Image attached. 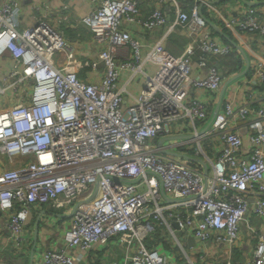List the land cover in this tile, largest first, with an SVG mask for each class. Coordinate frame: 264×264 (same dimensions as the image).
<instances>
[{
    "label": "built area",
    "instance_id": "built-area-1",
    "mask_svg": "<svg viewBox=\"0 0 264 264\" xmlns=\"http://www.w3.org/2000/svg\"><path fill=\"white\" fill-rule=\"evenodd\" d=\"M21 1L0 0V57L12 60L0 80V155L22 158L0 171L12 247L25 251L27 217L46 205L68 214L69 228L61 246H36L32 264H76L118 246L120 264H212L213 253L223 264H264V230L248 222L252 193L264 218V9L248 4L259 0H235L236 18L211 0H160L148 15L139 0H90L80 21L98 45L91 68L104 64L97 82L79 75L81 60L46 5L20 26ZM204 7L255 36L258 59L251 63L242 45L226 40ZM126 25L164 32L147 44ZM177 31L188 41L174 54L166 42ZM217 58L242 63L232 61L234 71L247 59L240 74L249 72L252 88L241 99H223L237 75ZM137 79L144 85L135 94L129 84ZM238 120L247 122L249 155ZM244 222L257 243L242 262L233 251Z\"/></svg>",
    "mask_w": 264,
    "mask_h": 264
},
{
    "label": "crops",
    "instance_id": "crops-1",
    "mask_svg": "<svg viewBox=\"0 0 264 264\" xmlns=\"http://www.w3.org/2000/svg\"><path fill=\"white\" fill-rule=\"evenodd\" d=\"M141 12L144 15H148L150 11L158 4L160 0H139ZM187 4H191L190 0H179ZM220 10L228 13L230 17L238 16V9L235 4V0H211ZM43 3L48 7L49 17L48 19L52 24H54L59 29L63 30L66 33L68 38V44L74 48L78 57L81 60V68L79 75L82 78H85L89 81H99L102 77L104 71L103 62L99 61L96 69L91 68V62L98 59V45L96 39L92 32L81 23L80 19L83 16H86L92 10V3L90 0H22V13L20 15L21 27L31 25L35 20L37 15L36 5ZM251 5L257 9H264V0H259L257 2L249 1ZM163 9L167 14V17L171 20L174 18V9L168 3H163ZM203 13L210 16L212 23L219 25L221 35L228 41L242 45L245 48L247 58L250 62H254L258 59L259 56V47L258 41L255 36H245L240 35L235 30L229 29L224 26L223 21L219 18L217 13L212 12L208 7L203 8ZM212 13V14H211ZM66 15V19H63L62 16ZM132 32V34L138 38L141 42H146L147 44H152L158 37L164 32L160 30L154 34L146 33L143 28L137 25H126ZM223 28V29H222ZM215 33H217L215 31ZM179 39H184V42L181 44L184 45L188 41V38L182 31L174 32L169 36L166 45L168 48L173 50L180 48L178 45ZM183 47V49H184ZM175 48V49H174ZM182 49V50H183ZM143 53L146 52V48L142 50ZM220 66H225L229 72L233 71L234 75H237L233 81H230V85H227L226 90L223 92V99L233 98L235 94L238 99H241L244 94L245 89H251L252 86L245 82L244 78H248L249 72L244 71L242 75L240 74L245 70L247 65V59L243 63L241 70L231 68V63L234 61L235 66H241L238 60H227V59H218L217 60ZM12 63V60L3 56L0 57V80L6 70ZM146 68L149 72H154L156 70V65L153 63H147ZM126 74H124L125 78ZM123 78V79H124ZM228 83L225 80V84ZM144 82L142 79H137L133 83L129 84V90L132 93L140 92L143 87ZM223 90V87H222ZM219 94V93H218ZM262 94L261 96H263ZM222 98V93H221ZM219 100V95L215 103L214 108H211L214 112L217 109V102ZM258 104H256L257 106ZM247 122L238 120L234 128L243 136L245 149L244 155L250 154V141L248 136V127L246 126ZM21 157H14L12 159H7L4 156L0 155V171L6 167H13L21 163ZM255 194H250L249 204L250 211L248 222L252 224L257 230V232L264 230V218L257 216L254 213L255 207ZM70 217L68 214L61 212L60 210L49 209L46 205H35L31 212L29 213L26 223H25V232L26 236L30 242L29 252H22L16 256L15 249L11 245V232L5 226L4 218L0 213V252L2 256L1 264H15V261H20V264H31V259L33 257L32 250L36 249V246L39 248H49V247H58L63 244V236L66 230L69 228ZM243 236L242 241L239 246L233 251V255L236 260L245 262L248 259L252 258L253 249L257 243V235H251L248 231L249 228L243 223ZM160 244V243H159ZM166 243H163V247ZM168 245V244H167ZM107 253V254H106ZM102 253L88 256L86 260H79L76 264H108L109 262H120L124 257V249L121 246L118 248ZM10 256L12 258V263L7 261V258ZM16 259V260H15ZM24 259V260H23ZM15 260V261H14ZM212 264H223L220 258L216 255L215 260L210 261ZM17 264V263H16Z\"/></svg>",
    "mask_w": 264,
    "mask_h": 264
},
{
    "label": "rangeland",
    "instance_id": "rangeland-1",
    "mask_svg": "<svg viewBox=\"0 0 264 264\" xmlns=\"http://www.w3.org/2000/svg\"><path fill=\"white\" fill-rule=\"evenodd\" d=\"M182 42H184V39H179V42H178V45H180V48H178V49H175V50H173L172 48H168L169 49V51L171 52V53H174V54H178V53H180L181 51H182V49H183V47H184V45H182L181 43ZM218 58L217 59H215V63L216 64H218L219 66H220V64L218 63ZM263 197H264V194H263ZM255 205H256V200H255ZM30 242H29V240H27V242H26V251L27 252H29V249L31 250V248H30ZM24 247V248H25ZM23 252H25V251H23ZM17 256V255H16ZM9 258H7V261H9L10 263H12L13 261H12V258L10 257V256H8ZM215 260V253H213V254H211V256H210V258H209V260ZM16 260V259H15ZM14 260V261H15ZM24 260V259H23ZM17 264H20V261H15ZM15 263V264H16Z\"/></svg>",
    "mask_w": 264,
    "mask_h": 264
},
{
    "label": "water",
    "instance_id": "water-1",
    "mask_svg": "<svg viewBox=\"0 0 264 264\" xmlns=\"http://www.w3.org/2000/svg\"><path fill=\"white\" fill-rule=\"evenodd\" d=\"M248 4H251V3H249L248 2ZM229 83V82H228ZM228 83H226V85L228 84ZM185 158H187V159H189V157L188 156H184ZM199 161H201L202 162V160L201 159H198ZM176 225H178L177 223H176ZM190 243V245H192L193 244V242H194V238H190V241H189ZM31 264H32V259H31Z\"/></svg>",
    "mask_w": 264,
    "mask_h": 264
},
{
    "label": "trees",
    "instance_id": "trees-1",
    "mask_svg": "<svg viewBox=\"0 0 264 264\" xmlns=\"http://www.w3.org/2000/svg\"><path fill=\"white\" fill-rule=\"evenodd\" d=\"M233 60V58H231ZM16 255L22 254L21 251H18L17 249H15Z\"/></svg>",
    "mask_w": 264,
    "mask_h": 264
}]
</instances>
